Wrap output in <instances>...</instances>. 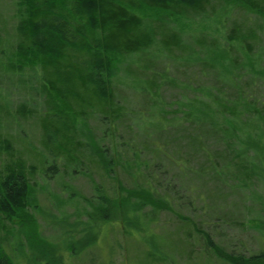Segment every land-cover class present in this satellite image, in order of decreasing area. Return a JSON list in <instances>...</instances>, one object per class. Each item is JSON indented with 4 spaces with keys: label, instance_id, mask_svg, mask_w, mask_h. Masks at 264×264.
I'll use <instances>...</instances> for the list:
<instances>
[{
    "label": "trees",
    "instance_id": "trees-1",
    "mask_svg": "<svg viewBox=\"0 0 264 264\" xmlns=\"http://www.w3.org/2000/svg\"><path fill=\"white\" fill-rule=\"evenodd\" d=\"M14 1L18 41L10 66L29 69L30 90L42 107L38 146L31 144L39 149L44 177L80 174L72 170L78 165L90 175L95 167L86 165L88 160L113 179L108 194L94 182L91 208L83 212L88 222L77 215L74 225L66 223L65 235H72L78 251L82 236H94L91 244L97 239L93 227L98 229L99 221L147 217L151 212H142L147 206L152 212L168 208L201 231L162 193L175 184V176L163 183L160 171L168 157L166 135L188 140L185 149L203 157L199 166L188 160L192 154L168 157L191 180L231 181V189L264 181V0ZM186 18L211 19L212 28L190 31ZM123 72L132 79L128 87L139 94L140 109L117 91ZM175 90L176 99H165ZM91 118L102 125L97 138L84 133ZM130 129L146 140H135ZM20 131L19 140L24 125ZM119 169L133 187L124 185ZM35 172L15 155L0 172V264L61 262L54 254L57 243L43 236L32 211L38 206L31 199ZM65 184L63 190L71 194ZM70 198L84 196L73 192ZM257 225L264 232L260 220ZM73 228H82V235L74 237ZM202 234L229 264H264V250L231 253L215 245L209 233Z\"/></svg>",
    "mask_w": 264,
    "mask_h": 264
},
{
    "label": "rangeland",
    "instance_id": "rangeland-1",
    "mask_svg": "<svg viewBox=\"0 0 264 264\" xmlns=\"http://www.w3.org/2000/svg\"><path fill=\"white\" fill-rule=\"evenodd\" d=\"M17 20L15 1L0 0V38L3 42L0 46V121L2 123L0 172L13 155L16 158L21 157L28 168L34 166L35 190L31 199L38 206L32 211L39 217L43 236L57 243L54 254L57 253L61 257V262L58 264H229L215 255L202 232L209 233L215 245L231 253H244L249 256L264 250V237H262L264 232L263 230L259 232L260 227L257 225L258 220L264 224V181L256 179L243 188L231 189L228 186L233 184L231 181L226 185L215 182L201 184L197 178L191 180V175L187 176L181 172L168 157L186 159L187 155L192 154L194 156L188 157V160L196 166L203 162V157L189 151V148L185 149L188 140L183 141L178 136L166 135L163 142L169 147L168 157L165 156L160 171L163 183L167 179H174L175 176V181H172L175 184L169 191L162 189V193L169 198L176 212L197 222L198 227L202 228L201 231L199 232L187 219L181 218L168 208L163 207L152 212L153 209L147 206L142 210L146 216L151 212L147 217H142L140 214L137 219L129 214L130 218L125 220L99 221L98 229L93 227V230L97 231L95 235V237L98 235L97 239L91 244L94 236H82L78 251L72 235L70 233L65 235L66 223L74 225L77 215L84 224L88 222L87 215L83 212L91 208L88 200L90 202L95 194L94 182L102 184L108 194L112 193L113 179L105 176L101 167L86 159L84 160L86 165L89 162L91 167H95L91 169L90 175L85 174L87 169L83 171L78 165L77 168L72 167V170H79L80 174H66L58 179L44 177L42 160L36 157L40 154L39 149L33 146V144L38 146L41 129L37 114L42 107L39 106L40 101L33 98L30 90L29 69L17 71V65L13 70L10 66L11 59L15 57L13 49L18 41ZM184 21L185 27L190 31L204 29L210 31L213 23L211 19L203 21L186 18ZM129 61L130 59L123 62L124 65ZM125 76L127 74L123 72L121 77ZM179 78L185 79L181 76ZM123 80L125 81H121L118 85V93L131 107L140 109L139 94L127 85L132 79L125 77ZM174 93L178 91L165 93V99H176ZM29 110H33L36 114H31ZM7 124L12 128L6 129ZM87 124L84 133H90L88 138H97L102 128L98 118H91ZM22 125L26 128V132L24 136L20 134L19 140L17 135ZM133 131L134 129H130L128 134L135 140L138 142L146 140ZM95 143L100 144L99 141ZM213 144L215 145L214 142ZM119 173L124 185L127 188L133 187L127 174L121 169ZM65 183L70 185L71 194L78 192L87 200L74 198L71 201L70 192L63 190L62 186L66 185ZM223 217H226L225 220ZM253 221H256L254 225ZM136 223L138 226L135 225ZM73 231L74 237L82 235V228L77 230L73 228ZM72 242L73 248L70 249L67 244ZM10 252L14 254L11 249ZM21 264L26 262L23 261Z\"/></svg>",
    "mask_w": 264,
    "mask_h": 264
}]
</instances>
